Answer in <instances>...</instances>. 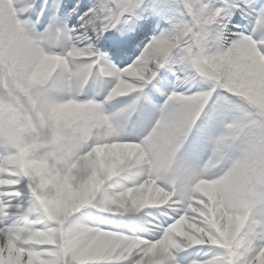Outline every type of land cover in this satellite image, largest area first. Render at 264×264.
<instances>
[{
	"label": "snow or ice",
	"instance_id": "1",
	"mask_svg": "<svg viewBox=\"0 0 264 264\" xmlns=\"http://www.w3.org/2000/svg\"><path fill=\"white\" fill-rule=\"evenodd\" d=\"M0 264H264V0H0Z\"/></svg>",
	"mask_w": 264,
	"mask_h": 264
}]
</instances>
